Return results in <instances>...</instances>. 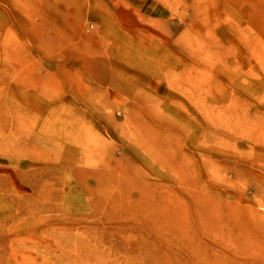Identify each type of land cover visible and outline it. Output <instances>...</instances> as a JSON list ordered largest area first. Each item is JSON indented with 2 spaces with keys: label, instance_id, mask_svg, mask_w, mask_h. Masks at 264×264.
<instances>
[{
  "label": "rangeland",
  "instance_id": "obj_1",
  "mask_svg": "<svg viewBox=\"0 0 264 264\" xmlns=\"http://www.w3.org/2000/svg\"><path fill=\"white\" fill-rule=\"evenodd\" d=\"M0 264H264V0H0Z\"/></svg>",
  "mask_w": 264,
  "mask_h": 264
},
{
  "label": "bare ground",
  "instance_id": "obj_2",
  "mask_svg": "<svg viewBox=\"0 0 264 264\" xmlns=\"http://www.w3.org/2000/svg\"><path fill=\"white\" fill-rule=\"evenodd\" d=\"M3 184V182H0V185H2ZM3 189H2V187L0 186V192L2 191Z\"/></svg>",
  "mask_w": 264,
  "mask_h": 264
}]
</instances>
